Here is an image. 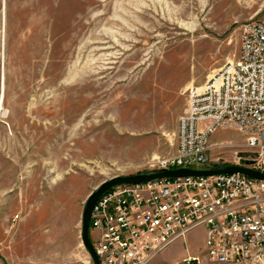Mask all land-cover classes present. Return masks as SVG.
<instances>
[{"label":"rangeland","instance_id":"1","mask_svg":"<svg viewBox=\"0 0 264 264\" xmlns=\"http://www.w3.org/2000/svg\"><path fill=\"white\" fill-rule=\"evenodd\" d=\"M251 19H264V0H0V264H92L80 237L88 195L175 153L187 87L237 56ZM229 153L212 148L191 168ZM203 251L197 227L148 264Z\"/></svg>","mask_w":264,"mask_h":264},{"label":"built area","instance_id":"2","mask_svg":"<svg viewBox=\"0 0 264 264\" xmlns=\"http://www.w3.org/2000/svg\"><path fill=\"white\" fill-rule=\"evenodd\" d=\"M186 93L176 151L157 158L156 171L192 169L219 148L229 158L208 169L241 166L264 174V19L243 22L237 56ZM217 128L238 131L240 147L209 142ZM89 226L99 264H148L197 227L204 251L183 263L264 264V179L236 171L113 185L95 200Z\"/></svg>","mask_w":264,"mask_h":264},{"label":"water","instance_id":"3","mask_svg":"<svg viewBox=\"0 0 264 264\" xmlns=\"http://www.w3.org/2000/svg\"><path fill=\"white\" fill-rule=\"evenodd\" d=\"M241 172L253 178L264 179V174L252 170L250 168L241 167V166H226L222 168L216 169H206V170H198V169H190V168H175V169H166L153 171L149 173H136L133 175H116L107 180L102 181L97 188H95L87 197L85 202V207L82 212L81 218V242L85 247L89 258L92 264H99L97 255L93 249L90 237H89V217L91 209L94 205L97 197L113 185L123 184V183H139L150 181L155 178L161 177H181L187 175H212L216 173H226V172Z\"/></svg>","mask_w":264,"mask_h":264},{"label":"bare ground","instance_id":"4","mask_svg":"<svg viewBox=\"0 0 264 264\" xmlns=\"http://www.w3.org/2000/svg\"><path fill=\"white\" fill-rule=\"evenodd\" d=\"M3 7L5 8V4L3 5ZM4 17V16H3ZM2 54V53H1ZM2 75V93H1V99H0V113H1V110L3 109L2 107V102H3V91H4V74L3 72L1 73ZM212 76V75H211ZM1 90V89H0Z\"/></svg>","mask_w":264,"mask_h":264},{"label":"crops","instance_id":"5","mask_svg":"<svg viewBox=\"0 0 264 264\" xmlns=\"http://www.w3.org/2000/svg\"><path fill=\"white\" fill-rule=\"evenodd\" d=\"M189 232H190V231H189ZM189 232H188V233H189ZM203 233H204V232H203Z\"/></svg>","mask_w":264,"mask_h":264}]
</instances>
